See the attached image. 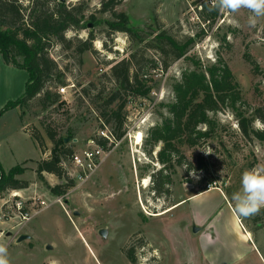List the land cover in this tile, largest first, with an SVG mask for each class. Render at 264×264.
Instances as JSON below:
<instances>
[{
  "label": "rangeland",
  "instance_id": "obj_1",
  "mask_svg": "<svg viewBox=\"0 0 264 264\" xmlns=\"http://www.w3.org/2000/svg\"><path fill=\"white\" fill-rule=\"evenodd\" d=\"M62 1L68 5L84 2L86 19L91 14L96 16L98 23L90 22L82 30L66 33L68 38L87 39L93 30L96 53L86 51L79 64L72 49L56 46L50 55L65 70V84L74 86L48 107H41L38 100H33L24 109V119L20 118L17 108L7 110L0 117V163L5 172L17 165L25 167V172L18 177L28 180L29 186L18 191L28 199L31 213L26 222L0 219V242L8 247L10 264H132L123 251L131 244L137 246L139 264L158 261L159 264H177L184 254L190 255L196 241L184 237L183 225L176 221L174 212L162 216L158 212L180 198L187 183L197 189L210 185L224 188L232 197L233 193L242 192L241 177L245 171L264 168V140L245 137L238 125V112L253 118L255 109L264 105V18L250 27L247 10L236 14L218 12L214 17L206 6L197 7L201 0H122L117 11L129 15L131 25L139 29L140 35L152 34L141 42L127 32L110 30L106 21L113 16L111 12L100 11L102 0ZM163 30L179 41H185L188 36L195 38L186 56L173 60L165 70L161 53L147 47L149 40ZM248 54L256 60L257 71L248 61ZM132 55L140 66L149 64L148 69L144 68L148 70L150 94L129 97L125 134L97 171L82 182L74 178V169L67 166L68 176L74 179L75 185L64 195L53 193L49 187L64 183L65 179L45 172L43 181L36 174L38 162L49 156L53 148L45 124H50L58 136L67 135L71 130L74 138L69 144L74 145L75 150L87 146L90 139H97L104 121L91 100L82 94V89L92 88L93 95L102 88L108 92L113 82L104 74ZM17 58L22 61V57ZM167 58L172 59V55L168 54ZM151 65L156 68H150ZM198 65L202 70L213 65L227 66L238 82L240 98L235 106L228 101L209 113L214 128L212 137L202 138L194 146H179V152L172 158L174 169L166 163L169 168L164 171V175L170 174L172 179L164 186L169 192L159 193L153 176L158 178L163 167L158 153L164 143L154 144L151 132L170 116L168 104L175 101L174 85L182 81L183 72L195 70ZM27 79V70L7 64L0 53V110L9 100L23 94ZM50 84L52 92H56V82ZM252 125L264 130L259 118ZM107 126L112 129V125ZM201 127L204 129L205 125ZM27 128L41 132L47 145L46 153L43 154ZM139 136L141 142L137 143ZM204 151L211 154L206 155ZM201 158L209 164L210 174L201 169ZM193 168L201 173L198 182L189 175ZM144 179H148L146 187L142 185ZM244 221L257 235L264 227V213L261 211ZM24 234L31 236L30 239L18 242L19 236ZM257 241L261 245L260 238ZM142 242V246H138ZM260 247L264 253V247ZM249 260L254 262V255L249 254Z\"/></svg>",
  "mask_w": 264,
  "mask_h": 264
},
{
  "label": "trees",
  "instance_id": "obj_2",
  "mask_svg": "<svg viewBox=\"0 0 264 264\" xmlns=\"http://www.w3.org/2000/svg\"><path fill=\"white\" fill-rule=\"evenodd\" d=\"M121 1H101L100 11L111 12L113 16V19L107 20L106 24L112 32H127L137 36L141 42L146 40L145 38L152 34L140 35L139 29L131 25L129 15L117 11L116 7ZM86 10L87 6L84 2L68 5L62 0H27L26 3L21 0H0V53L7 64L28 71L23 94L6 103L0 110V117L7 110L17 108L21 112L20 118L24 119L26 113L24 109L29 107L33 100H38L41 107H48L60 100L61 94L58 90L52 92L53 85L50 83L56 82L57 89L67 85L66 72L59 67L57 60L50 55V51L56 46L63 50L72 49L78 57L79 64H82L81 56L86 51L96 53L93 45L95 39L93 30L89 32L87 39L66 36L69 30L79 31L86 28L90 22L98 23L94 14L86 19ZM212 14L216 17L218 11L214 10ZM149 41L147 47L155 48L161 53L162 69L165 70L173 60L186 56L195 38L188 36L185 41H179L163 30ZM168 54L172 55V59L168 60ZM17 57H22V61L20 62ZM247 59L254 65V71H257L256 60L250 54ZM144 67L148 69L149 64L145 66L144 63L143 67L140 66V62L135 60V55H132L114 64L109 73L104 74L108 81L113 82V87L108 92L105 93V89L102 88L93 95L92 88L82 89V94L95 105L104 124L112 125V131L118 139H121L126 131L125 109L129 97H146L151 92L152 88L147 84L148 70L146 71ZM150 68L156 66L151 65ZM91 86L97 90L95 85L91 84ZM238 86L227 66L213 65L208 70H202L198 65L195 70L183 72L182 81L174 85L175 101L168 104L170 116L151 132L154 144L160 141L164 143L158 153L163 167L158 172V178L153 176L157 192H169L164 188L165 184L172 182L170 174L164 175V171L169 168H166V163L172 165L174 169L172 158L175 152H179L180 145L194 146L199 144L202 138L212 137L214 128L209 113L217 111L221 104H226L228 101L235 106L240 98ZM61 102L65 103L63 100ZM238 115V125L245 137L255 136L264 140V130L255 129L252 125L256 118L264 123V105L255 109L253 118L245 117L241 112H238ZM203 125H205L204 129L201 127ZM44 128L47 137L53 143V148L49 156L43 157L38 162L36 174L43 181L45 172L65 179L64 183L49 187L53 193L64 195L75 185L74 179L69 178L64 166V162L68 161L75 151L74 145L69 144L74 135L70 130L67 135L58 136L50 124H45ZM26 130L37 141L43 154L46 153L47 145L41 132L37 129ZM178 163L182 165L180 160ZM200 167L210 174L209 164L203 158L200 159ZM24 172L25 167L22 165L5 172L0 163V195L11 190L26 189L29 186L28 180L18 177ZM210 180L211 183L214 182L213 178ZM262 212L264 213V210ZM142 244L143 242L138 246ZM136 250L137 246L134 244L127 245L123 249L132 264H139Z\"/></svg>",
  "mask_w": 264,
  "mask_h": 264
},
{
  "label": "crops",
  "instance_id": "obj_3",
  "mask_svg": "<svg viewBox=\"0 0 264 264\" xmlns=\"http://www.w3.org/2000/svg\"><path fill=\"white\" fill-rule=\"evenodd\" d=\"M182 207L185 208L177 213ZM170 212H174L176 221L183 225L184 237L196 241L190 255L184 254L177 264H189V260L191 264H264L260 247H264V227L256 235L244 217L236 213L234 201L226 189L217 186L197 189L187 183L180 198L158 215ZM257 238L262 241L261 245ZM154 250L161 256L158 248ZM249 254L254 255V262L249 260Z\"/></svg>",
  "mask_w": 264,
  "mask_h": 264
},
{
  "label": "built area",
  "instance_id": "obj_4",
  "mask_svg": "<svg viewBox=\"0 0 264 264\" xmlns=\"http://www.w3.org/2000/svg\"><path fill=\"white\" fill-rule=\"evenodd\" d=\"M211 4L212 0H201L197 7L199 9H203L204 6L210 8ZM71 86H74V84L60 86L58 92L64 94L69 91ZM97 137V139H90L88 145L84 148L75 150L71 158L64 162L66 168L70 166L74 169V178L79 181H87L101 166L109 153L120 143V139L105 124L98 131ZM27 201L28 199L21 196L20 192L16 190L1 194L0 219H20L23 222L30 220L31 213L28 210Z\"/></svg>",
  "mask_w": 264,
  "mask_h": 264
},
{
  "label": "clouds",
  "instance_id": "obj_5",
  "mask_svg": "<svg viewBox=\"0 0 264 264\" xmlns=\"http://www.w3.org/2000/svg\"><path fill=\"white\" fill-rule=\"evenodd\" d=\"M214 10L231 14L247 10L250 13L247 19L248 25L255 27L258 19L264 18V0H212L209 11ZM204 153L211 154L208 151ZM189 175L195 182L201 178V173L194 168L190 170ZM241 186L242 192L233 193L231 197L236 213L244 218L260 214L264 210V168L245 171L241 177ZM0 264H10L8 247L3 242H0Z\"/></svg>",
  "mask_w": 264,
  "mask_h": 264
},
{
  "label": "water",
  "instance_id": "obj_6",
  "mask_svg": "<svg viewBox=\"0 0 264 264\" xmlns=\"http://www.w3.org/2000/svg\"><path fill=\"white\" fill-rule=\"evenodd\" d=\"M90 25H92V24H90ZM30 238V236L29 235H26V234H24V235H21V236H19V238H18V242H20V241H22V240H24V239H29ZM50 247V246H49ZM48 247V248H49Z\"/></svg>",
  "mask_w": 264,
  "mask_h": 264
},
{
  "label": "bare ground",
  "instance_id": "obj_7",
  "mask_svg": "<svg viewBox=\"0 0 264 264\" xmlns=\"http://www.w3.org/2000/svg\"><path fill=\"white\" fill-rule=\"evenodd\" d=\"M140 142H141V137L139 136L137 138V143H140ZM142 185L146 187L148 185V179H144Z\"/></svg>",
  "mask_w": 264,
  "mask_h": 264
}]
</instances>
